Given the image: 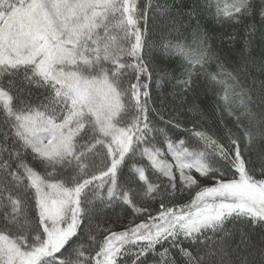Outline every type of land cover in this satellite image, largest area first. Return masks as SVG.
Here are the masks:
<instances>
[{
  "label": "snow or ice",
  "instance_id": "obj_1",
  "mask_svg": "<svg viewBox=\"0 0 264 264\" xmlns=\"http://www.w3.org/2000/svg\"><path fill=\"white\" fill-rule=\"evenodd\" d=\"M257 230L264 0H0V264H264Z\"/></svg>",
  "mask_w": 264,
  "mask_h": 264
},
{
  "label": "trees",
  "instance_id": "obj_2",
  "mask_svg": "<svg viewBox=\"0 0 264 264\" xmlns=\"http://www.w3.org/2000/svg\"><path fill=\"white\" fill-rule=\"evenodd\" d=\"M204 22H205V25L208 26L209 28H211V27H217L218 28L219 27V25H215V24L212 23L211 17H209L207 14L204 15ZM150 27H151V25H150ZM161 27H162V25H157L156 26V29H154V36L157 39H159V37H160V29H161ZM154 55L158 59H164L165 62H167V58L163 57V55H162V50L154 53ZM169 67L170 68H176V65L175 64H170ZM213 70H214V66H213ZM258 75L259 74L257 73L256 76L258 77ZM177 76H179V71H177ZM251 82H252L251 80L248 81L249 84H251ZM176 83H177L176 81H173L172 83L166 84L165 85L166 90L167 91H172L173 90V84H176ZM208 99L210 101V108H215L216 107L215 103H212V101H214L216 99L215 94L209 95ZM218 118H219V114L217 113V119ZM225 118L226 119H229V118H227L226 113H225ZM229 122L231 123V120L230 119H229ZM188 127L191 128L192 126L191 125H188ZM169 135L173 139H175L177 142L179 141V139L185 138V137L172 136V133H169ZM162 151H164V152L167 151L166 145H162ZM165 158L168 159L169 162H172L170 155L166 156ZM136 159H137L138 163L136 165H134V166H138V167H145V166H147L148 167V175L150 176V178L154 182H158L157 181V176L152 174V170H151V167H150V163L146 159L141 160L140 157H137ZM130 163H131V161H130ZM38 170L41 171V172H43V168L42 167L39 168ZM124 174L127 175V168L124 169ZM161 179H163V178H161ZM177 180H178V173H177ZM189 193H191V195H194L195 194V191L194 190H190V189H185L183 193H180L178 191V193H177L178 203H187L189 201V199H190ZM24 195H25L26 198L29 197V194L28 193H24ZM29 202H31L30 201V198H29ZM116 212H117V214H119L121 216V219L123 220L124 224L125 225L128 224V219H124V216L120 212V209H116ZM129 219H130V217H129ZM135 222L138 223L139 221L137 220ZM85 223H86V221H85ZM119 230H123V229L121 228ZM250 235H251V238H252L253 243L256 245L257 248L260 247L261 243H264V235H262L259 230L254 231V232H251ZM86 247H87V245H86ZM252 258L253 259H256V260H259L260 259V256L257 254V255H255ZM126 259H129L130 260V258H126Z\"/></svg>",
  "mask_w": 264,
  "mask_h": 264
}]
</instances>
